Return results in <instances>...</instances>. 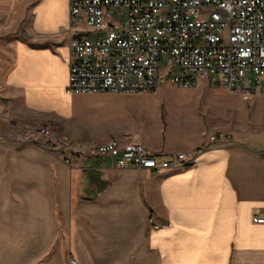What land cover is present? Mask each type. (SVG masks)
Returning <instances> with one entry per match:
<instances>
[{"label":"crops","instance_id":"crops-1","mask_svg":"<svg viewBox=\"0 0 264 264\" xmlns=\"http://www.w3.org/2000/svg\"><path fill=\"white\" fill-rule=\"evenodd\" d=\"M5 12L0 8V264H264V223L253 221L264 214V143L236 133L231 145L212 143L205 132L217 129L205 128L69 129L59 117L72 95L70 34L60 33L69 23L68 0H33L26 23ZM45 125L85 146L117 139L142 142L161 157L198 155L162 172L102 158L80 168L20 139ZM152 219L160 228H150Z\"/></svg>","mask_w":264,"mask_h":264},{"label":"built area","instance_id":"built-area-1","mask_svg":"<svg viewBox=\"0 0 264 264\" xmlns=\"http://www.w3.org/2000/svg\"><path fill=\"white\" fill-rule=\"evenodd\" d=\"M68 2V27L60 31L70 34L68 94L156 92L172 74L170 81L184 88L204 78L245 98L264 97V0ZM205 136L225 146L233 141L223 131ZM20 139L56 151L64 163L80 168L102 158L119 168L162 172L193 163L198 155L161 157L142 142L117 139L85 146L49 126L24 131ZM253 221L264 223V214L254 213ZM150 226L161 225L152 219Z\"/></svg>","mask_w":264,"mask_h":264},{"label":"rangeland","instance_id":"rangeland-1","mask_svg":"<svg viewBox=\"0 0 264 264\" xmlns=\"http://www.w3.org/2000/svg\"><path fill=\"white\" fill-rule=\"evenodd\" d=\"M11 2H0L2 14L9 11L17 20L31 22L33 0L17 1L15 6ZM171 76L156 92L72 94L68 110L59 117L69 129L104 134L123 129L205 128L264 143V97L245 98L204 78L195 87L184 88L172 83Z\"/></svg>","mask_w":264,"mask_h":264},{"label":"trees","instance_id":"trees-1","mask_svg":"<svg viewBox=\"0 0 264 264\" xmlns=\"http://www.w3.org/2000/svg\"><path fill=\"white\" fill-rule=\"evenodd\" d=\"M96 181H97L96 179L92 178V182L91 183L96 182ZM105 186H106V183L104 184V186H102L99 189L98 188L97 189H90V190L88 189V194L96 195L99 192H101L105 188Z\"/></svg>","mask_w":264,"mask_h":264}]
</instances>
